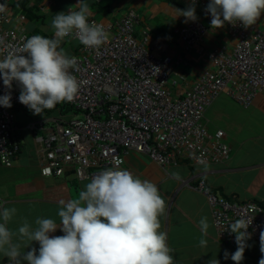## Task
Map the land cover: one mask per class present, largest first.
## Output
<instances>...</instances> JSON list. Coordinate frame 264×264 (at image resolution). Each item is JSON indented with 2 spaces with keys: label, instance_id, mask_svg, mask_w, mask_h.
I'll return each mask as SVG.
<instances>
[{
  "label": "built area",
  "instance_id": "2783aa9c",
  "mask_svg": "<svg viewBox=\"0 0 264 264\" xmlns=\"http://www.w3.org/2000/svg\"><path fill=\"white\" fill-rule=\"evenodd\" d=\"M186 1L190 6L194 3L211 21L206 12L210 0ZM9 10L7 6L6 13L0 14V59L33 36L21 23L24 16H18L19 23L10 24ZM138 21L135 12L129 10L114 26L102 24L109 38L99 49L83 46L74 35L68 37L78 44L74 57L79 71L73 74L83 83L73 101L59 104L73 108L77 118H52L44 112L34 115L19 102L18 82L13 81L8 89L0 79V96L10 93L12 105L0 106V165L10 167L19 150L18 145L10 142L16 128L15 109L34 118L28 129L44 134L37 138L45 156L41 170L44 176H61L70 168L79 181L90 180L112 167L116 158L122 161L120 167L124 169L125 155L130 151L145 154L160 166L178 160L201 166L230 159L224 132L209 133L204 114L223 92L243 107H248L258 93H264V32L256 24L244 28L240 22L236 26L225 23L221 29L235 39L231 52L220 48L208 53L211 70L203 72L191 89L174 95L168 89L174 73L173 61L166 54L156 56L150 52L147 32L136 37ZM206 31L195 20L176 28L174 35L188 51L202 42ZM196 190L206 197L219 242L237 247L235 234L228 228L240 218L251 221L247 229L250 240L260 242L264 206L219 196L203 179L197 182Z\"/></svg>",
  "mask_w": 264,
  "mask_h": 264
},
{
  "label": "crops",
  "instance_id": "0c3cea01",
  "mask_svg": "<svg viewBox=\"0 0 264 264\" xmlns=\"http://www.w3.org/2000/svg\"><path fill=\"white\" fill-rule=\"evenodd\" d=\"M90 8L88 19L103 25L114 26L129 10L138 16L135 35L141 38L143 31L148 35V48L156 56L168 55L173 61L174 73L169 80V91L181 95L191 89L199 76L211 65L207 54L223 48L231 52L235 39L221 28H212L211 21L195 8L196 21L205 20L207 29L202 42L191 50L174 35L176 28L192 22L179 16L177 9H187L186 0H85ZM78 0H30L29 5L36 9L39 19H24L22 25L33 35L52 38L54 30L51 21L55 15L69 10H78ZM11 23H19L21 13L11 1ZM12 6V7H11ZM45 6L42 10L41 7ZM13 8V9H12ZM201 23V22H200ZM264 32V14L256 23ZM61 48L69 57L77 55V42L65 37ZM174 84V85H173ZM213 104V105H212ZM205 111L204 124L209 133L222 130L224 141L231 149L230 159L220 164L193 166L178 160L160 166L147 155L130 151L124 158V169L140 179L155 183L166 200V215L161 217V230L167 232V243L173 252L174 264H209L218 260L219 264H235L230 256L237 247L226 246L218 241L217 231L211 222V211L204 195L196 190L199 180H205L214 193L224 197H235L240 202L257 201L264 203V93H258L248 107H243L227 94L221 93ZM226 109L229 114L228 126H221L217 118H222ZM30 124V123H29ZM28 124V125H29ZM28 129V128H27ZM24 127H16L10 135V142L19 146L10 167L0 165V207L17 209V214L9 222L13 231L27 219L34 227L36 218H51L60 225L58 210L61 200L67 202L84 189L90 180L79 181L74 172L67 168L61 176H44L45 156L37 138L43 132H32L30 136L20 135ZM24 142V143H23ZM207 217L209 228L203 238L206 247L199 246L202 233L199 221ZM52 236L63 235L58 228ZM14 241L16 237L13 238ZM244 259L241 264H259L262 254L260 242L247 240ZM32 248L39 250V243L33 241L21 252ZM225 250L229 258L225 259ZM0 264H9V259L0 253ZM27 264V261H22Z\"/></svg>",
  "mask_w": 264,
  "mask_h": 264
},
{
  "label": "clouds",
  "instance_id": "9594fccd",
  "mask_svg": "<svg viewBox=\"0 0 264 264\" xmlns=\"http://www.w3.org/2000/svg\"><path fill=\"white\" fill-rule=\"evenodd\" d=\"M77 5L78 10L55 15L51 21L52 38L33 35L0 59L3 85L11 89L12 82H18L19 102L34 115L73 101L83 83L73 74L79 71L77 59L61 48L64 38L74 35L83 46L93 49H99L109 38L102 24L89 22L88 3L78 0ZM6 11L7 5L0 3V14ZM177 11L186 18L185 22L197 19L194 3ZM206 12L211 15L212 28H222L225 23L236 26L237 22L248 28L264 14V0H210ZM0 106L12 107L10 93L0 96ZM121 163L114 159L112 167L92 176L74 198L60 201L59 226L51 218L38 217L35 227L25 219L13 231L8 224L17 209L0 207V253L9 259V264H174L167 232L161 230V217L166 215L165 198L155 183L121 168ZM250 223L240 218L229 225L228 231L235 234L237 244L230 256L235 264L244 259ZM199 227V246L206 247L203 237L208 233L207 217L200 219ZM58 228L63 235H50ZM33 241L39 243L38 254L35 248L22 253L21 248ZM260 252L264 254V232L260 234ZM224 256L229 258L227 250ZM209 264L219 261L211 260ZM259 264H264V255Z\"/></svg>",
  "mask_w": 264,
  "mask_h": 264
},
{
  "label": "rangeland",
  "instance_id": "374dc122",
  "mask_svg": "<svg viewBox=\"0 0 264 264\" xmlns=\"http://www.w3.org/2000/svg\"><path fill=\"white\" fill-rule=\"evenodd\" d=\"M199 22H201V24H203V25H206V21L205 20H201ZM223 93L226 94V92H223ZM224 111H225V113H224V115L221 116L222 118H219V116L216 117L218 122L220 123V125L222 127L225 126V125L228 126L229 124H231L230 121H229V114L230 113L226 109H224ZM13 115H14V125H15V127H17V126L20 127V128L24 127V129H25L23 132H20V135L24 134L27 137L30 136V134L28 132V129H27V126H28L29 123L33 122L34 118L31 115H28V114L24 113L21 109L13 110ZM51 117L52 118H60L61 117L63 119H71V118H77L78 114L77 113L75 114L74 111H72V110L66 111V108H65V109H63V113L62 114L59 113V109L53 111L51 113ZM47 128H48V126H47ZM211 222H212V225H213L212 217H211Z\"/></svg>",
  "mask_w": 264,
  "mask_h": 264
},
{
  "label": "trees",
  "instance_id": "16d2710c",
  "mask_svg": "<svg viewBox=\"0 0 264 264\" xmlns=\"http://www.w3.org/2000/svg\"><path fill=\"white\" fill-rule=\"evenodd\" d=\"M9 1H11L12 5L15 6L16 10L19 11L18 13H21L20 15L24 16L26 19H28V20H37V19H39V16L37 15V13H35L36 9L29 5V1L30 0H19L17 2L15 0H8L7 3ZM65 108H66V111H70V110L74 111L73 108L67 107L66 105H63V104H59L57 106V108H55V109L45 110L44 114L48 115V116H51V113L53 111H55V110H58V109H59V113L62 114L63 113V109H65ZM16 110H18V109H16ZM24 113H26L28 115H31L28 112H24ZM74 113L76 114L77 112L74 111ZM251 202H256V203H259V205L264 206V203H262V202H257V201H251Z\"/></svg>",
  "mask_w": 264,
  "mask_h": 264
}]
</instances>
